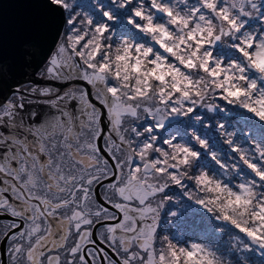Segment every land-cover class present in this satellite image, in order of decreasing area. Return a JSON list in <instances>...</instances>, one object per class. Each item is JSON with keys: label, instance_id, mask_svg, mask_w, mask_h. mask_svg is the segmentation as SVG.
I'll use <instances>...</instances> for the list:
<instances>
[{"label": "snow or ice", "instance_id": "snow-or-ice-1", "mask_svg": "<svg viewBox=\"0 0 264 264\" xmlns=\"http://www.w3.org/2000/svg\"><path fill=\"white\" fill-rule=\"evenodd\" d=\"M13 3L23 14L0 7V215L12 218L0 224V264H154L155 192L133 183L139 168L127 163L135 149L124 123L134 110L101 70L103 51H81L94 38L67 0ZM249 8L264 16V0H243L241 13ZM101 12L111 21L113 12ZM88 23L97 35L103 29L101 48L110 49L109 23Z\"/></svg>", "mask_w": 264, "mask_h": 264}, {"label": "clouds", "instance_id": "clouds-1", "mask_svg": "<svg viewBox=\"0 0 264 264\" xmlns=\"http://www.w3.org/2000/svg\"><path fill=\"white\" fill-rule=\"evenodd\" d=\"M67 3L68 11L71 13L74 8V17H81L84 33L94 38L81 51L92 58L103 51L104 60L97 61L101 70L108 71L121 102L134 110L124 123V131L135 149L127 154V163L134 162L139 168V172L132 173L133 183L140 188L147 183L155 192V223L159 225L170 200L179 203L165 195L166 190L177 186L184 197L219 222L218 235L227 228L233 230L224 241L229 254L209 242L185 244L169 234H158L154 264H236L232 252L240 257L241 264H250L245 253L253 250L264 257V180L260 179L264 171L246 175L237 170L245 166L244 160H257L264 165V140L250 139L245 144L243 139H236V129L228 130L217 121V131L230 151L236 153L232 161H237L224 163L222 153L210 152L222 170L217 173L197 168L200 153L192 145L174 142V136L160 144L158 135L153 134L154 128L162 129L171 117H191L199 125L200 121L187 111L190 106L210 115L218 110L224 112L229 105L238 106L264 122V16L250 8L247 15L242 14L243 0H111L114 7L109 11L128 13L126 24L143 39L140 46H135V37L117 36L113 30L105 37L111 48L102 49L103 29L97 35L90 31L92 26L88 23L95 17L77 7L80 0ZM91 3L99 11L104 9L101 0ZM105 17L108 19V12ZM117 19L111 16V21ZM257 36L260 39H254ZM252 43L255 49L248 56L243 55L241 49L247 50ZM218 45L234 48L239 55L231 60L214 56ZM147 121L152 124L141 129ZM190 134L200 148L202 142L208 144L195 129H190ZM194 151L199 156H194Z\"/></svg>", "mask_w": 264, "mask_h": 264}, {"label": "rangeland", "instance_id": "rangeland-1", "mask_svg": "<svg viewBox=\"0 0 264 264\" xmlns=\"http://www.w3.org/2000/svg\"><path fill=\"white\" fill-rule=\"evenodd\" d=\"M101 3L104 5L105 11L113 9L114 7L111 4V0H101ZM77 7L82 8L93 15L97 23L102 21L109 23L111 30L116 31L117 36H133L138 41L143 39L138 32H133V30L126 24L125 17L128 13L113 11L114 16L118 17V19L107 21V17H104L103 13L96 9L91 3V0H80ZM249 26L250 25H246V28ZM213 55L225 56L231 60L238 56L239 53L234 48L228 50L223 49L218 45L213 52ZM195 115L203 116V121L200 122L199 125H197L191 117H171L162 129L154 128V133L158 135V143L160 144H162L164 140L174 136L176 137L174 142L183 141L192 145L194 150H198L200 153L197 161V168L205 167L217 173L222 171L220 165L216 164L211 158L210 152L214 151L223 154L222 162L224 163L237 162L235 160L232 161V157H235L236 153L230 151L229 146L224 144L223 139L217 131V121L223 123L226 129H236V139H243L245 144H247L250 139L264 140V123L260 122L257 118L253 117L251 113H248L245 109H241L238 106L233 107L229 105L224 112L218 110L215 115L201 113L200 109H197L192 116ZM151 124V121H147L146 124H142L140 127L143 129L146 125ZM242 126L244 129H242ZM190 129H195L202 139L208 141L209 148L207 150L194 144ZM241 171L246 175H251L250 170L247 169L246 166H243ZM165 195L176 198L179 200V203L170 200L169 204L162 212L161 220L158 225L159 235L169 234L174 240H179L185 244L188 241L209 242L218 245L219 250L224 254H229L228 247L224 241L231 231H233L231 228H227V231L224 234L218 235L217 228L220 227L219 222L216 221L211 214L207 213L206 210L188 200L187 197H184L183 192L177 186H172L170 189L166 190ZM172 213H176V215L173 216ZM230 255L236 264H241L240 257L235 252L230 253ZM245 257L250 264H264V257H260L255 250L245 253Z\"/></svg>", "mask_w": 264, "mask_h": 264}, {"label": "water", "instance_id": "water-1", "mask_svg": "<svg viewBox=\"0 0 264 264\" xmlns=\"http://www.w3.org/2000/svg\"><path fill=\"white\" fill-rule=\"evenodd\" d=\"M0 7H4L8 9L9 16H16L18 14H23V9L21 7H17L13 3V0H0ZM0 100H3L2 96H0ZM105 124H107V121H105ZM100 144H101V147L103 148V139H101Z\"/></svg>", "mask_w": 264, "mask_h": 264}, {"label": "flooded vegetation", "instance_id": "flooded-vegetation-1", "mask_svg": "<svg viewBox=\"0 0 264 264\" xmlns=\"http://www.w3.org/2000/svg\"><path fill=\"white\" fill-rule=\"evenodd\" d=\"M12 218L11 217H6V216H3V215H0V224H2V222L4 220H11ZM4 253V246L3 245H0V259H7L6 255L3 254Z\"/></svg>", "mask_w": 264, "mask_h": 264}, {"label": "trees", "instance_id": "trees-1", "mask_svg": "<svg viewBox=\"0 0 264 264\" xmlns=\"http://www.w3.org/2000/svg\"><path fill=\"white\" fill-rule=\"evenodd\" d=\"M168 121H169V120H168ZM166 123H167V122H166ZM263 123H264V122H263ZM242 129H244L243 126H242ZM228 130H232V128H229Z\"/></svg>", "mask_w": 264, "mask_h": 264}]
</instances>
